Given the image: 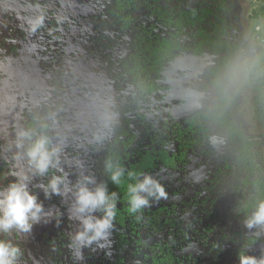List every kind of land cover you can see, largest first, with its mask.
I'll return each instance as SVG.
<instances>
[{
	"label": "clouds",
	"instance_id": "1",
	"mask_svg": "<svg viewBox=\"0 0 264 264\" xmlns=\"http://www.w3.org/2000/svg\"><path fill=\"white\" fill-rule=\"evenodd\" d=\"M255 6L264 7V0ZM45 18L43 10L27 18L24 31L35 34ZM35 47L30 44L27 50ZM160 84L169 116L187 118L213 153L231 157L239 181L235 190L242 193L235 212L245 229L238 264H264V251L248 253L264 237V14L247 17L239 31L210 52L187 50L177 38L165 54ZM24 87L16 57H0V110L14 115L21 103L27 110L22 123L13 119L0 143V162L11 177L0 185V264H21L24 250L17 241L34 225L54 218L59 223L62 213L46 208L35 190L45 199L68 201V219L76 222L67 244L73 264H81L86 248L111 255L120 193L110 191L109 182L125 187L127 212L137 220L145 208L168 199L157 178L121 163L116 147L121 98L78 68L21 100ZM81 152L103 155L105 179L90 169ZM192 178L201 180L202 170L195 169Z\"/></svg>",
	"mask_w": 264,
	"mask_h": 264
},
{
	"label": "rangeland",
	"instance_id": "2",
	"mask_svg": "<svg viewBox=\"0 0 264 264\" xmlns=\"http://www.w3.org/2000/svg\"><path fill=\"white\" fill-rule=\"evenodd\" d=\"M227 4L229 30L225 38L239 31L247 22V17H254V13L261 8L255 6V0H227ZM36 5L40 8L37 9ZM105 6L104 0H0V57H16L17 71L25 82V87L20 89L21 100L29 92L38 93L45 85L51 86V82L57 78L61 81L72 68H78L85 76L98 77L121 98V102L134 92V88L125 82L123 92L116 88L104 71L103 55L93 47L92 40L99 32ZM40 10L46 16L44 27L29 35L24 31L25 21L39 14ZM136 16L132 31L127 32L115 46L118 62L131 52L135 33L143 22V9ZM187 40L193 42L192 37ZM30 44L36 45L34 51L27 50ZM14 47L19 50L18 56L13 53ZM62 62L67 66L64 71L61 69ZM59 70L61 74H58ZM130 106L132 111L136 109L135 104ZM24 109L21 103L18 112L21 114ZM142 109L147 114L148 122L159 133H166V129L175 124L184 125L187 119L169 116V106L161 91ZM8 116L0 110V136H4L3 130L8 135L15 119L13 116L9 120ZM173 148L176 149V146L173 145L171 150ZM81 155L90 169L102 179L103 155L83 152ZM231 164L229 155L213 153L206 145L191 151L187 164L179 170H160L151 174L164 185L168 199H161L147 209L169 210L167 219L174 221L177 229L173 232L184 257L183 264H238L237 252L245 229L235 212L242 193L235 190L239 181L229 168ZM197 168L203 172V178L199 181L192 178ZM35 191L46 208L59 210L62 216L59 223L55 218L48 223H38L30 234L19 238L17 242L24 250L21 264H73L67 244L70 233L76 229V222L68 219V201L57 196L48 200L41 191ZM215 210L224 218V222L220 220L216 226L211 223ZM121 234L125 235V232L115 225L111 255H106L104 250L86 248L81 264H141L143 252L146 251L136 250L132 241L122 238ZM259 240L248 249L249 254L259 255L264 251V237Z\"/></svg>",
	"mask_w": 264,
	"mask_h": 264
},
{
	"label": "trees",
	"instance_id": "3",
	"mask_svg": "<svg viewBox=\"0 0 264 264\" xmlns=\"http://www.w3.org/2000/svg\"><path fill=\"white\" fill-rule=\"evenodd\" d=\"M111 3L108 20L117 33L116 40L112 41L108 37L104 62L115 79L129 78L138 87L140 98L151 96L160 89L158 82L162 63L177 38L187 50L210 52L225 39L229 30L227 0H111ZM141 9L143 22L135 34L131 53L118 63L115 60V42L121 38L120 32L134 28L136 14ZM261 14H264V7L256 11L254 17ZM188 37H192L193 42L188 41ZM170 137V141L178 143V152L170 153L163 135L150 134L145 121L140 128L135 129L131 128L130 119L125 118V126L118 128L116 134L121 163L126 169L138 173L179 170L187 164L191 151L206 146L201 130L188 119L185 127L177 124ZM229 168L234 173L233 163ZM109 190L120 193L116 222L130 231L139 247L147 249L144 264H181L178 256L183 259V255L177 251L174 221H166L167 224H164L169 210L159 208L152 211L145 208L142 218L137 220L127 212L125 187L109 182ZM213 215V220L217 222L214 226L220 220L224 222L217 210ZM166 227L170 229L173 239L168 240L169 235H164L165 238L160 237L154 245L145 240L143 231L158 235Z\"/></svg>",
	"mask_w": 264,
	"mask_h": 264
},
{
	"label": "flooded vegetation",
	"instance_id": "4",
	"mask_svg": "<svg viewBox=\"0 0 264 264\" xmlns=\"http://www.w3.org/2000/svg\"><path fill=\"white\" fill-rule=\"evenodd\" d=\"M105 3H106V6H105V10L102 14V18H101V23H100V26H99V32L98 34H96V37L92 40V44H93V47L96 48V50L98 51V53L102 54L103 57H102V61L103 63H105L104 61V56H106L107 54V49L106 47L108 46L107 44V40H108V37H110V39L113 40H116L115 38V34L117 33L116 32V28L112 27L110 24H109V20H108V12L110 10V7H111V0H104ZM135 26V25H134ZM132 31V30H130ZM130 31H126V32H120V36L121 38H119L116 42H115V46L118 45V42H121L123 39H124V36L126 35L127 32H130ZM136 34V33H135ZM26 37V36H25ZM135 37V36H134ZM134 44V42H133ZM115 46H114V49H115ZM131 51V50H130ZM13 53L14 55H19V50L18 48L14 47L13 48ZM116 53V52H115ZM131 53V52H130ZM116 60V58H115ZM117 61V60H116ZM118 62V61H117ZM121 62V61H120ZM118 62V63H120ZM61 69L62 71H64V69L67 68V66H65L64 62H62L61 64ZM108 68V65H104V71L106 72V74L111 78V80L115 83L116 85V88L119 90V91H122V85L125 83H128L130 84L133 88H134V92L130 95V96H125L124 97V101L121 102V114H122V122H121V126H125V118H129L130 121H131V128H140L141 125H142V122L145 121L147 123V127L148 129L150 130V134H161L163 135V138L166 140V144H168L167 148L169 149V152L170 153H173V152H178L179 151V148H178V143H176V141H170L171 137V133H172V129L177 125L175 124L172 128H168L166 129V133H159V132H156L153 128V126L148 122V118H147V114L146 112H143V105L146 104V103H150L152 98L158 94L160 92V89H161V84H160V81L158 82V85L160 87V89H158V91H156L155 93H153L151 96H147V97H144V98H140V94H139V89L138 87H136L132 81L127 78V77H122V78H114L107 70ZM61 70H59L58 74H61L60 73ZM57 82H60L59 78L55 79L54 81L51 82V85H54L56 84ZM131 104H135L136 105V109L134 111H132V107L130 106ZM13 116H15V120L17 122H20L22 123L26 118H27V110L24 109L22 111V113L20 114L18 112V108H17V111L14 115H9L8 116V119L10 120ZM186 121L187 119L185 120V123L184 125L183 124H179L183 127L186 126ZM119 127V128H120ZM3 134L4 136H0V143H2L6 138H7V134H6V130H3ZM175 145L176 146V149L173 148L172 149V146ZM11 179V177H8L7 176V169H6V166L3 165L2 162H0V185H5L9 182V180ZM102 179H105V177L103 176ZM159 209V208H158ZM150 210V209H149ZM157 209L155 210H152V211H156ZM169 215V214H168ZM165 216V220H164V224L166 225L168 221L167 219V216ZM211 223H217L216 220L214 221L213 218H212V222ZM219 223V222H218ZM115 225H117L122 232H125V235L121 234V237L122 238H129V240L132 241L134 247L136 248V250L139 251V249H144L145 251L147 249H145L144 247H139V245L135 242V240L131 237L130 235V231L129 230H126L124 229L120 224H118L116 221H115ZM174 230H177L176 228H174ZM173 230V231H174ZM170 229H168L167 227L164 229L163 233L161 234H155L153 233L152 235H150L149 231H143L145 232L144 233V237H145V240L147 242H151L153 245L155 244V242L161 237V238H165L164 235H169L168 240H171L173 239V236L171 232H169ZM61 232V231H60ZM63 234V236H66L63 232H61ZM126 233L128 235H126ZM174 233V232H173ZM177 251L180 252L179 248L177 247ZM176 251V252H177ZM144 254V257H143V262L141 264H144L146 262V259H145V255H146V252H143ZM181 253V252H180ZM179 259H180V263L183 264V259L178 256ZM184 258V257H183Z\"/></svg>",
	"mask_w": 264,
	"mask_h": 264
}]
</instances>
